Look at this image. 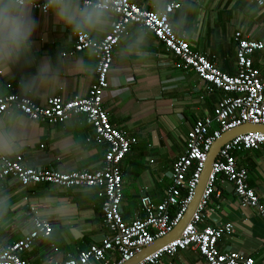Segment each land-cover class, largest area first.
Segmentation results:
<instances>
[{"label":"crops","instance_id":"obj_1","mask_svg":"<svg viewBox=\"0 0 264 264\" xmlns=\"http://www.w3.org/2000/svg\"><path fill=\"white\" fill-rule=\"evenodd\" d=\"M43 1V0H40ZM139 8L160 12L169 0H131ZM180 9L170 16L175 34L197 52L204 53L222 72H236L233 35L240 31L250 39H264V11L252 0H179ZM37 27L33 33L31 61L12 68L0 67V96L15 92L26 94L38 104L51 97L71 100L82 97L93 81L96 61L89 51L71 54L73 29L49 12L33 11ZM112 17L105 12L104 23L85 31L102 39L110 30ZM152 34L132 25L114 51L103 96V108L111 122L137 138L122 164L123 198L120 213L129 221L141 217L139 200L148 195L160 202L169 192L170 173L182 154L188 134L198 120L216 111L220 92L189 70L176 69L173 57ZM253 65L264 73V54L252 56ZM50 65L40 79L39 66ZM36 78L30 90L22 81ZM15 118L21 125V146L14 152L0 151V160L18 154L24 165L60 173L97 170L104 158V144L87 143L92 129L84 115L53 126L28 120L17 112L0 119L6 124ZM238 165L248 170V184L264 204V148L238 156ZM220 199L212 197L210 216L203 226L233 224L234 233L218 241L224 251L255 258L264 264V217L240 206L233 188L218 183ZM218 207V208H217ZM37 217L52 224L48 240L36 243L22 254L29 264H63L65 256H75L107 235L102 222L101 199L97 189H64L49 184L23 187L13 180L0 183V241L12 244L29 229ZM159 264H205L191 251L163 258Z\"/></svg>","mask_w":264,"mask_h":264},{"label":"built area","instance_id":"obj_2","mask_svg":"<svg viewBox=\"0 0 264 264\" xmlns=\"http://www.w3.org/2000/svg\"><path fill=\"white\" fill-rule=\"evenodd\" d=\"M252 1L264 11V0ZM99 2L112 17L109 32L100 40L85 31L74 32L71 52L89 51L96 61L93 81L85 96L71 100L51 97L43 105L26 94L10 92L0 96V119L9 112H17L30 121L53 126L84 115L92 129L86 142L106 146L100 167L92 171L60 173L30 168L24 165L20 154L13 159L0 160V183L13 180L23 187L49 184L68 190L97 189L107 235L100 243L88 246L75 256L67 254L63 264H125L140 255L170 234L183 219L213 144L224 133L245 124L264 126V73L254 67L252 59L257 53L264 54V39H250L240 31L233 35L236 72L229 75L219 70L206 54L195 51L185 39L175 34L170 16L180 9L179 0H169L160 12L143 10L131 0ZM42 4L40 1L33 11L46 15L49 12L42 10ZM132 25L153 35L167 52L165 58L173 57L174 68L192 71L209 86L210 92H220L221 98L215 113L198 120L188 134L184 151L172 166L168 194L158 203L148 195H142L139 200L142 216L126 221L120 213L124 184L121 170L131 147L137 144V138L111 122L103 108V96L108 88L114 51ZM261 148H264V133L256 132L239 135L224 144L212 165L197 209L180 237L136 264H159L163 258H174L185 251L197 254L205 264H258L251 256L218 247L221 238L234 233L233 224L211 227L203 226V222L210 216L207 206L212 197L220 199L218 183L232 185L238 204L264 217V204L248 184V170L238 165L240 154ZM29 225L20 240L8 245L0 241V264H29L22 254L50 238L52 224L49 221L32 217Z\"/></svg>","mask_w":264,"mask_h":264},{"label":"clouds","instance_id":"obj_3","mask_svg":"<svg viewBox=\"0 0 264 264\" xmlns=\"http://www.w3.org/2000/svg\"><path fill=\"white\" fill-rule=\"evenodd\" d=\"M40 0H0V67L12 68L29 63L32 53V36L37 27L33 9ZM42 10L54 14L57 21L70 26L75 32L101 27L105 10L99 0H43ZM50 65L39 66L38 76L43 79ZM36 78L22 81V88L30 90ZM20 123L12 118L0 124V151L14 152L21 146Z\"/></svg>","mask_w":264,"mask_h":264},{"label":"water","instance_id":"obj_4","mask_svg":"<svg viewBox=\"0 0 264 264\" xmlns=\"http://www.w3.org/2000/svg\"><path fill=\"white\" fill-rule=\"evenodd\" d=\"M251 132H256V133H264V126H254V125H249L245 124L239 128L233 129L231 131H228L224 133L220 139H218L212 146L210 152L208 153L203 172L201 174L200 181L198 183L197 189L195 190L193 199L191 203L188 206V209L183 216V219L180 221V223L173 229V231L165 236L164 238L157 240L154 242L151 246L147 247L140 255L132 258L129 262L125 264H136L140 259L144 258L148 254L158 250L159 248L163 247L170 241L174 239H178L180 237V234L184 230L185 226L189 222L192 214L196 211L197 206L199 204V201L201 199V196L203 194V191L205 189V186L208 181V177L210 175L212 165L221 149V147L229 142L230 140L234 139L235 137ZM230 185V184H229ZM232 188L233 186L230 185Z\"/></svg>","mask_w":264,"mask_h":264}]
</instances>
